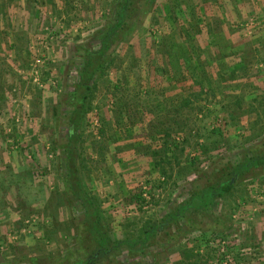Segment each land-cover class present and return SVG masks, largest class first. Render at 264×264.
<instances>
[{
	"label": "rangeland",
	"instance_id": "1",
	"mask_svg": "<svg viewBox=\"0 0 264 264\" xmlns=\"http://www.w3.org/2000/svg\"><path fill=\"white\" fill-rule=\"evenodd\" d=\"M138 1L80 128V175L106 228L139 235L196 189L234 185L96 264H264V165L230 175L264 155V0ZM114 2L0 0V264H79L95 250L62 158L67 95Z\"/></svg>",
	"mask_w": 264,
	"mask_h": 264
},
{
	"label": "trees",
	"instance_id": "2",
	"mask_svg": "<svg viewBox=\"0 0 264 264\" xmlns=\"http://www.w3.org/2000/svg\"><path fill=\"white\" fill-rule=\"evenodd\" d=\"M114 1L113 17L102 33L100 46L96 51L89 52L87 60L78 71L76 87L67 95L70 114L68 116L69 128L62 158L63 173L61 181L69 196L80 204L84 227L91 233L95 241V250L79 264H96L102 256H107L122 247L127 248L129 251H141L148 245L153 234L170 219H176L188 210L199 212L206 210L213 204L215 198L230 193L234 185L231 177L217 185H204L192 192L179 205L177 210L169 214L162 222L149 223L141 234L123 238L111 236L94 203V198L83 182L79 163L82 137L80 132L81 122L88 111V97L92 90L95 74L107 66L110 49L117 40L121 39V35L128 24V19H131V14L138 8L136 5L141 3L138 0ZM173 145L177 146L176 143ZM197 160L198 157H193L191 163L194 164ZM259 165H264V155L246 156L231 168L230 175H238ZM136 196L138 199L143 200L140 194Z\"/></svg>",
	"mask_w": 264,
	"mask_h": 264
},
{
	"label": "built area",
	"instance_id": "3",
	"mask_svg": "<svg viewBox=\"0 0 264 264\" xmlns=\"http://www.w3.org/2000/svg\"><path fill=\"white\" fill-rule=\"evenodd\" d=\"M226 263V262H225Z\"/></svg>",
	"mask_w": 264,
	"mask_h": 264
}]
</instances>
